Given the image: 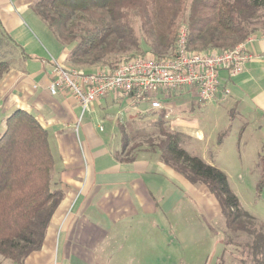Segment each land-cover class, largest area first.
Instances as JSON below:
<instances>
[{"label": "trees", "instance_id": "trees-1", "mask_svg": "<svg viewBox=\"0 0 264 264\" xmlns=\"http://www.w3.org/2000/svg\"><path fill=\"white\" fill-rule=\"evenodd\" d=\"M31 10L58 43L69 48V67L86 72L97 66L112 70L123 59L138 55H170L183 24L187 48L197 52L232 49L264 32V0H37ZM6 41L10 44L0 53L10 60H0V79L11 70L14 57L23 55L0 24V42ZM157 118L156 140L144 147L127 136L125 125L120 126L117 160L132 163L140 152L150 150L189 183L204 186L219 206L225 245L245 235L251 239L252 264H264V229L240 208L225 174L186 152L181 136L165 126L164 113ZM4 126L0 135V256L23 264L41 249L63 193L51 187L54 158L47 131L21 110L14 111ZM259 180L264 183V170Z\"/></svg>", "mask_w": 264, "mask_h": 264}, {"label": "crops", "instance_id": "crops-1", "mask_svg": "<svg viewBox=\"0 0 264 264\" xmlns=\"http://www.w3.org/2000/svg\"><path fill=\"white\" fill-rule=\"evenodd\" d=\"M36 1L1 0L0 24L23 55L19 58L21 68L11 69L0 79V114L5 117L0 130L5 129V120L16 110L25 111L38 121L47 131L48 142H52L53 186L62 191L63 198L51 217L41 249L30 254L23 264H45L46 254L59 244L65 257L74 248L76 255L78 250H85L82 258L90 261L92 253L100 252V248L103 250V243L108 236L103 216L124 212L126 216L120 221L127 222L154 216L157 210L162 213L173 207L175 191H179L175 185L169 186L171 192L160 203L157 204L155 200L154 194L167 185L166 174L179 177L197 198L210 205V196L208 199L203 198L197 191L200 188L208 191L204 186L189 183L150 150L140 152L132 163L125 164L117 160L116 154L121 145L119 128L121 125H130L132 121L127 114L114 119L112 123L108 120L111 123L109 132L101 139L90 135L89 125L81 127L82 121L79 123L77 116L81 110L72 98L49 94L50 60L68 67L65 64L69 48L57 44L50 31L32 12L31 6ZM251 38L246 47L253 59L234 78H228L224 71L220 72L214 97L229 103L233 114L241 118L239 122L242 124L264 121V36L253 35ZM92 70L94 68L87 69L89 72ZM178 92H191L197 100L195 89ZM159 97L161 109L156 111L150 110L148 103H135L118 94H110L99 101L111 100L113 108L121 111L123 106L124 113L134 112V122L144 121L147 117L151 119L153 113H164L170 131L179 134L184 140L182 148L189 149L187 145L193 148L188 141L191 129L176 122L171 104L165 100L170 99L171 95ZM140 108L144 111H140ZM98 127L94 126L96 129ZM102 129L99 127L103 133ZM196 135L198 141L205 139L200 132ZM97 205L102 210L100 213ZM95 232L98 239L94 238ZM93 263H96V255Z\"/></svg>", "mask_w": 264, "mask_h": 264}, {"label": "rangeland", "instance_id": "rangeland-1", "mask_svg": "<svg viewBox=\"0 0 264 264\" xmlns=\"http://www.w3.org/2000/svg\"><path fill=\"white\" fill-rule=\"evenodd\" d=\"M257 35L264 36V32ZM52 38L59 44L54 36ZM9 44L8 41L0 42V49H7ZM6 58L7 54L0 53V60H10ZM19 58L18 54L14 57L11 69L21 68ZM65 65L69 66L67 62ZM169 95L170 99L165 100H169L171 104L174 119L178 124L191 129L188 141L193 148L187 145L189 149H183L221 170L226 176L230 191L238 199L240 208L253 216L256 225L264 229V187L259 188V185H264L259 180L264 170V121L240 123L241 118L233 114L232 107L225 101L213 98L207 103H198L191 92L173 91ZM111 103V100L97 101L91 104L85 113L79 111L77 116L78 122L82 121L81 127L89 125L90 135L103 139L108 134L113 120L127 114L126 116L132 119L130 125H125L129 138L133 137L134 141L140 142L143 147L148 146L147 142L156 140L157 113H153L151 119L147 117L144 121L134 122V112L124 113L123 106L120 111L113 108ZM140 111L144 110L140 108ZM4 119L0 114V124ZM97 125L104 129L103 133L99 127L94 128ZM165 126L168 128L166 123ZM168 130L170 131L169 128ZM3 132L4 130H0V135ZM199 132L205 136L203 141L200 140L202 142L197 140L196 133ZM181 141L184 143L182 138ZM49 147L54 154L52 142H49ZM166 176V187L154 195L158 204L171 192L170 185L177 186L179 191H175L172 208L162 213L157 210L154 216L135 218L127 222L120 221L126 216L124 212L110 214L109 217L105 215L103 218L104 225L108 227V236L103 243V250L100 248V252L92 253L90 261L82 258L85 250H78L76 255L74 248L69 256L65 257L62 245L59 244L52 252L46 254L45 264H91L94 255L96 263L93 264H252L250 238L239 235L235 242L225 245L224 221L218 204L208 191L203 188L197 190L203 198L208 199L210 196V205L197 198L179 177H170L169 174ZM53 185L52 177V188L55 187ZM97 208L100 213L102 210L99 205ZM96 235L97 232L94 238L98 239ZM0 264L15 263L0 256Z\"/></svg>", "mask_w": 264, "mask_h": 264}, {"label": "built area", "instance_id": "built-area-1", "mask_svg": "<svg viewBox=\"0 0 264 264\" xmlns=\"http://www.w3.org/2000/svg\"><path fill=\"white\" fill-rule=\"evenodd\" d=\"M251 39L225 51H190L183 24L177 32L174 49L167 56L138 55L123 59L112 70L97 67L91 72L64 67L51 59L48 92L51 96L62 94L72 98L81 113L110 94L135 103H148L154 111L161 109L159 96L183 89H195L197 101L207 103L216 95L220 72L234 78L251 62L253 55L246 47Z\"/></svg>", "mask_w": 264, "mask_h": 264}]
</instances>
